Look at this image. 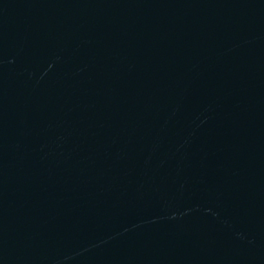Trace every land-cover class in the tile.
<instances>
[{"label": "water", "instance_id": "95a60500", "mask_svg": "<svg viewBox=\"0 0 264 264\" xmlns=\"http://www.w3.org/2000/svg\"><path fill=\"white\" fill-rule=\"evenodd\" d=\"M0 264H264V0H0Z\"/></svg>", "mask_w": 264, "mask_h": 264}]
</instances>
